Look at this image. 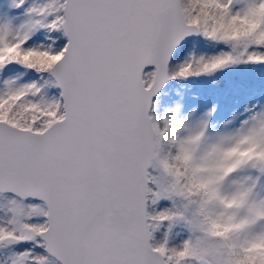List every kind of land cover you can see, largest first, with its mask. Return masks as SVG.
<instances>
[{
	"label": "snow or ice",
	"instance_id": "obj_1",
	"mask_svg": "<svg viewBox=\"0 0 264 264\" xmlns=\"http://www.w3.org/2000/svg\"><path fill=\"white\" fill-rule=\"evenodd\" d=\"M240 67L264 85V0H0V264H264V102L149 114Z\"/></svg>",
	"mask_w": 264,
	"mask_h": 264
},
{
	"label": "rangeland",
	"instance_id": "obj_2",
	"mask_svg": "<svg viewBox=\"0 0 264 264\" xmlns=\"http://www.w3.org/2000/svg\"><path fill=\"white\" fill-rule=\"evenodd\" d=\"M211 51V46L206 45L205 42L202 41V43L195 44V47L189 49L186 53L195 52L200 54ZM259 71H261V69L256 70V72ZM228 73H236V79H241L242 76H246V78L250 79L253 78L259 84L257 85V91L250 90L247 92L242 89L232 91V89H229L228 93L223 87H220L216 92L217 94L215 93L214 96H211V94L202 96L201 92L203 89L199 88L200 85L196 83L195 80L189 79L188 81L175 83V91L170 92L168 88H165L166 90L162 92L159 91V93L153 97L150 108L153 102L158 99L162 104L159 109V115L164 120L175 118L177 122L184 121L185 123H192L213 105H217V110L212 117L209 127V135H214L217 131L221 130L223 123L231 118L233 112H243L246 104L251 105L256 101L264 102V85L256 79L252 68L245 69L244 67H240L237 69H228L216 76L222 75L225 77ZM228 82L227 80V83ZM228 85L230 86V83H228ZM177 109H179V111H177ZM190 114H192L191 117ZM236 123L238 124L239 121ZM261 189H264V183L261 184ZM2 202V199H0V203ZM162 206L166 207L167 205L166 203H162L161 207ZM176 229L179 242L187 238V233L183 230L182 226L178 225Z\"/></svg>",
	"mask_w": 264,
	"mask_h": 264
},
{
	"label": "trees",
	"instance_id": "obj_3",
	"mask_svg": "<svg viewBox=\"0 0 264 264\" xmlns=\"http://www.w3.org/2000/svg\"><path fill=\"white\" fill-rule=\"evenodd\" d=\"M197 43H202V40L195 41V44H197ZM193 45H194V42L192 40H188L187 42H185L184 45L182 46L178 56L174 58L173 63L175 64L177 60L182 59V57L185 55V53L189 49L194 48ZM247 75H250V74H247ZM223 77L224 76L219 75V76H215V77H212V78H204V77L193 78L192 80H195L196 83H198L200 85L199 88L203 89V91L201 92L202 96L210 95V94H211V96H214L215 93L217 92V90L220 87L221 88L223 87V89L226 92H228L229 89H232V91H238L239 89H242V90L247 91V92H249L250 90L251 91H257V85H259L256 80H254L253 78H251V79L250 78H246V76H242L241 79H236V77H237L236 73H233V74H229L228 73V74L225 75L224 78ZM226 79L229 81L228 83H230V86L228 85ZM214 80L219 81V83L218 84H214L213 83ZM180 82H183V80H181V81H176V80L169 81L166 84V86H164L160 91L162 92V91L166 90L165 88H168V91H170V92L171 91H175V85L174 84L175 83H180ZM161 106H162L161 102H159L158 99H156L153 102L152 107L150 108L149 114L151 116H153L158 123L161 124V127H163L164 119L159 115V109H160ZM156 239L157 240L162 239V232L156 234ZM169 243H170V246H173V245H176V244L180 243L179 239H178V236H177L176 227L173 230V235L170 238Z\"/></svg>",
	"mask_w": 264,
	"mask_h": 264
},
{
	"label": "clouds",
	"instance_id": "obj_4",
	"mask_svg": "<svg viewBox=\"0 0 264 264\" xmlns=\"http://www.w3.org/2000/svg\"><path fill=\"white\" fill-rule=\"evenodd\" d=\"M224 231H227V229H225ZM217 235H224V232H218Z\"/></svg>",
	"mask_w": 264,
	"mask_h": 264
},
{
	"label": "water",
	"instance_id": "obj_5",
	"mask_svg": "<svg viewBox=\"0 0 264 264\" xmlns=\"http://www.w3.org/2000/svg\"><path fill=\"white\" fill-rule=\"evenodd\" d=\"M166 84H167V83H166ZM166 84H165V85H166ZM165 85H164V86H165ZM153 97H154V96H153ZM153 97L151 98V101H152Z\"/></svg>",
	"mask_w": 264,
	"mask_h": 264
}]
</instances>
